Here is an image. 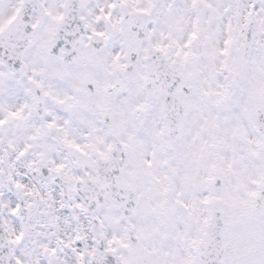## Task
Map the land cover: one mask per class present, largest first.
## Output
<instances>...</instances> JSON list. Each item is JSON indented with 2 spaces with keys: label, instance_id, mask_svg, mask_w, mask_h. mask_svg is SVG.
I'll list each match as a JSON object with an SVG mask.
<instances>
[{
  "label": "snow or ice",
  "instance_id": "1",
  "mask_svg": "<svg viewBox=\"0 0 264 264\" xmlns=\"http://www.w3.org/2000/svg\"><path fill=\"white\" fill-rule=\"evenodd\" d=\"M0 264H264V0H0Z\"/></svg>",
  "mask_w": 264,
  "mask_h": 264
}]
</instances>
